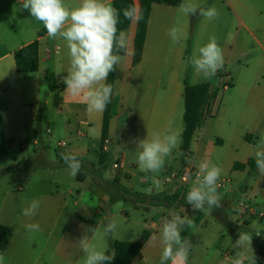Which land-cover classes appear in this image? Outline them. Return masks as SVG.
Masks as SVG:
<instances>
[{"label":"crops","instance_id":"crops-1","mask_svg":"<svg viewBox=\"0 0 264 264\" xmlns=\"http://www.w3.org/2000/svg\"><path fill=\"white\" fill-rule=\"evenodd\" d=\"M114 1L107 0L112 6ZM22 2L0 0V137L4 140H20L22 153L28 151L30 139L33 151L36 149L39 155L43 151L45 156L47 149H56L59 141H65L68 147L58 153L59 162L63 160L62 154L70 153L82 161V168L87 169L86 165L90 166L87 170H92V165L98 168L105 110L89 112L82 95L73 96L66 92L63 78L70 66L66 41L59 37L51 39L47 34L39 36L44 26L32 18L28 10L21 9ZM191 2L206 6L205 0ZM79 3L80 0H65L69 7H76ZM130 3L139 10V0H130ZM223 5H226L228 13L235 16L237 38L246 35L254 44L252 51L246 55L249 58L247 65L240 66L247 77L236 97L229 103H223L226 95L234 89L233 83L232 87L223 88V91L217 90L216 86H211L209 90L210 93L213 90L217 93L212 102L211 118L221 127L215 134L223 137L219 138L221 147L232 150L228 151L229 168L232 172H239L241 170H234V164L238 162L235 157L237 150H254L264 139V0H258L255 4L250 0H227ZM219 10L214 21L201 16L196 22L194 16L182 13L180 6L154 4L145 42L137 60V21H129V26L122 30L128 38L127 54L115 69L108 135L103 144L105 169H99V176L89 172L84 181H79L78 175L75 178L70 176L65 163L54 170L32 169L24 172L23 183L7 191L5 198L18 194L26 201L25 208L33 199L40 202V207L34 217L24 216L19 228L9 221L0 222L12 227L9 245L4 252H0L5 256V264H83L85 253L80 242L82 239L97 249L106 250L110 256L115 255L117 242L142 241L144 244L140 254L131 264H159L162 245L158 238L163 219L170 218V213L187 215L193 221L190 228L185 227L181 231V236L187 237L192 244L186 264H236L237 261L239 264H255L244 258V254H239L240 247L236 245L239 233L222 226L212 213L199 217V213L195 215L187 212L188 208L132 204L134 212L124 208L120 212L126 216L124 227L128 223L136 226L123 227L110 235L103 232V220H113L118 213V210L110 208L113 199L106 192V186L109 188L114 183L132 189V177L135 172H139L144 176L142 183L150 182L153 190V193L146 195L167 191L171 195L179 190L177 176L188 156L194 158L198 168L192 147L197 145L199 151L207 126L195 130L189 153L185 158L181 157L177 167L164 162L166 167L161 179L146 177L152 172L141 171L137 157L129 158L128 150L138 153L141 151L137 148L140 140H151L154 134L163 136L174 132L180 138L179 151L185 155L180 149L184 131L185 82L190 86L199 84L197 81L190 82L191 70L187 56L196 53V42H192L196 30L200 34L206 29L220 27L217 26L218 20H223L225 14ZM173 27L182 31L179 43H173L168 35ZM36 40L39 41L38 71L28 76L18 74L16 50ZM251 53H254L253 57ZM227 63L228 60H224L222 68L228 70ZM259 74L260 78L257 79L256 75ZM248 135L251 136L250 141L245 140ZM91 138L96 140L98 152L95 154L89 148ZM22 158V155L13 156L16 162ZM120 158L123 168L115 170L113 165ZM250 158L239 163L246 164ZM257 171L253 172L249 167L244 170L249 175ZM6 178L0 179V187ZM220 182L227 184L228 179ZM195 183L192 182L191 186ZM87 184L91 189L90 200L85 203L82 187ZM254 200L250 198L248 202H239V212H233V221L238 224L248 221L249 226L264 239V228L261 229L264 213L256 214L252 205ZM137 213L145 215L139 216ZM29 223H38L40 230L30 231L26 227ZM144 231L150 233L146 240L142 237ZM254 245H251L253 257L257 252V246ZM177 264L180 262L177 261Z\"/></svg>","mask_w":264,"mask_h":264},{"label":"clouds","instance_id":"clouds-1","mask_svg":"<svg viewBox=\"0 0 264 264\" xmlns=\"http://www.w3.org/2000/svg\"><path fill=\"white\" fill-rule=\"evenodd\" d=\"M22 10H28L35 20L43 24L51 39L57 37L66 41L69 54V69L63 78L67 86L66 92L73 96H83L87 102V110L103 111L110 103L113 87L105 83L109 74L120 65L128 49V38L125 32L118 31L120 11L107 0H80L76 7H69L65 0H23ZM185 15H197L208 21H214L218 16L217 9L204 8L191 0H185L180 5ZM123 16L130 21H138L141 16L135 5L123 10ZM168 35L173 43H179L182 31L178 27L170 29ZM189 63L194 71L203 79L213 78L224 65L222 48L215 37L199 48L198 55H193ZM180 143L179 136L170 132L161 136L154 134L151 140L147 138L138 142L141 151L137 155L139 169L143 172L159 173L164 166L165 158L170 156ZM258 172L264 175V139L254 153ZM69 175L75 178L82 168V161L73 154H62ZM196 183L187 192L185 200L194 210L221 207V197L217 192L218 180L222 169L207 161L198 164ZM40 202L33 199L28 207L23 209V215L32 218L36 215ZM193 221L187 215L170 213V218L163 219L159 242L162 245L159 264H186L192 246L187 237L181 236V231L190 228ZM30 231H39L38 223H29ZM118 225L114 220L109 221L104 228L105 235L117 231ZM259 235V233H256ZM154 240L157 237H153ZM85 258L83 264H111L114 256L106 254V250L97 249L81 241ZM252 235L240 232L236 241L238 247L251 248ZM0 264H5V256L0 253ZM239 264V261L236 262Z\"/></svg>","mask_w":264,"mask_h":264},{"label":"rangeland","instance_id":"rangeland-1","mask_svg":"<svg viewBox=\"0 0 264 264\" xmlns=\"http://www.w3.org/2000/svg\"><path fill=\"white\" fill-rule=\"evenodd\" d=\"M206 6L205 7H215L217 10H222L225 14V18L223 20H218L217 29H206L203 32L199 34L197 30L194 32L195 35L192 36V42H196V53L195 55H198L199 48L204 46L208 43L209 39L212 37H215L217 40L218 45L223 50L224 60H228L227 67L228 70L224 67L221 70L223 71H217L216 75L210 79H203L200 75H198L192 65H190L191 70V78L190 82L203 84L208 83L209 84V90L211 86H216L217 90H222L223 88L228 87L229 85L234 84V89L230 91L229 95H226L223 103H229L231 102L237 95L238 90L241 88L242 83L244 84L245 78L247 77L246 74H244L242 67L243 65H247L246 61L249 59L247 55L248 51H252L253 47V40L250 39V37H239L237 38V33L234 28V14L228 13V10L226 9V5H223V2H226L227 0H205ZM252 4H255V2L258 0H250ZM209 5V6H208ZM219 10V11H220ZM264 15V14H263ZM194 20L197 22L201 16L199 14L193 15ZM193 32V27H192ZM194 55L188 54L187 60L189 61L190 58ZM252 57L254 53L250 54ZM187 61V62H188ZM231 73V74H230ZM260 73V72H259ZM256 78H260V74L256 75ZM218 80V82H216ZM212 92H216L213 90ZM204 110V107H203ZM207 118L204 127L207 126V129L205 130V133L203 134L202 143H200L199 151L197 150V145H193L192 152L196 157V162L199 164L201 161H207L210 166L215 165L222 169V174L218 180L223 181L224 179H228L227 184L220 182L221 185H218L217 192L219 196L221 197V208H223V212L226 213L227 218L234 222V214L233 212H239L238 203L241 201H247L252 198L254 202L252 203L254 209L256 210V214L260 215L264 213V175H261L258 171L253 175H249L247 172L239 171V172H232V170L229 168V153L228 151L231 150L228 147H221L219 144V138H222L221 136H216L215 133L220 131V125H217L212 117ZM217 125V126H216ZM183 126V123H182ZM89 148L91 153L95 154L98 152V149L96 148V140L94 138L90 139ZM218 142V143H217ZM29 148L27 152L22 153L21 150V143L20 140L16 139H8L6 138L1 139L0 137V171L7 168V166H12L13 170L11 172H8L5 174L7 178L5 181H3V185L0 187V222L9 221L10 223L16 224V227H20V221L21 219H24V215L22 210L25 209L26 201L22 199V197L18 194L16 195H8L5 198V194L7 191L12 189L13 187H17V184L23 183L24 181V172L30 171L32 169L34 170H54L55 165L59 162V154L61 153L59 149H55L54 147H51L50 149L46 150V156L44 155L43 151L41 154H36L33 151V144L30 139H28ZM254 150L246 149V150H237L236 159L238 162L247 161L248 158L252 157L255 158V151ZM232 151V150H231ZM14 155H22V159L19 162L14 161L13 156ZM129 158H136L138 153L137 152H130L128 150ZM187 154L181 155L179 148H176L173 150L172 154L165 158V163L169 166L177 167L178 162L181 161L182 158H185ZM94 157V155H93ZM182 157V158H181ZM112 160H110V163ZM165 164L160 170L159 173H152L151 175H148L146 177L153 179H161L163 177V171L165 170ZM87 169H90L89 165H86ZM105 173V172H104ZM4 177V176H3ZM142 176L139 172H135V174L132 177V189L127 187H119V190L116 187H109L107 188L106 192L108 195H110L113 199V204L110 206V208H114V211L118 210V213L113 219L117 225V231L122 229L124 227V219L126 216L124 213H121V209H127L130 212H134L132 208V204H134L135 197H130L128 194L132 193H153V190L150 188V182H147L146 184L142 183ZM92 178V177H91ZM155 186H158V184L152 183ZM115 186V185H114ZM115 188L117 192H120L122 196H124L126 199H118L115 197ZM83 193H84V201L85 203L90 200L89 198V185H85L82 187ZM98 191V190H97ZM167 194L170 192L167 191ZM134 196V195H133ZM117 208V209H116ZM182 208H188L187 212H191L193 214H198L199 217L203 216L205 214L212 213L210 209L207 207L204 209V211L201 210H194L190 207H182ZM248 211V209H246ZM250 213V212H249ZM139 216H141L143 213H137ZM145 215V214H143ZM214 216L213 218L220 223L222 226H224L212 213ZM134 218V217H133ZM103 220V219H102ZM104 226L109 223V220H103ZM127 227L129 226H136L135 224L129 225L126 224ZM226 227V226H225ZM264 228V222L261 227V229ZM239 233V232H238ZM263 233V232H262ZM264 237V234H262ZM228 241H226L227 245ZM253 246V243H251ZM255 246V245H254ZM240 255L244 254V258H248L249 261H254V257L252 256V250L247 248L246 246L241 248L239 251ZM246 258V259H247Z\"/></svg>","mask_w":264,"mask_h":264},{"label":"trees","instance_id":"trees-1","mask_svg":"<svg viewBox=\"0 0 264 264\" xmlns=\"http://www.w3.org/2000/svg\"><path fill=\"white\" fill-rule=\"evenodd\" d=\"M183 0H139L140 8L139 14L141 18L137 21V31L135 38V48L137 51V58L142 51V47L145 42L149 16L154 4H164L168 6H180ZM131 6L130 0H115L114 6L120 11L119 23L117 25L118 31H122L129 26V21L124 18L123 10ZM47 34L45 28L39 31L38 35L43 36ZM15 62H16V71L18 74L30 75L35 73L39 69V41L36 40L22 48L16 50L15 52ZM115 70L112 71L108 78L107 84H111L113 87L114 83ZM232 87V85H229ZM217 93L209 91V84L203 83L195 86H190L185 82V113H184V131L182 134V144L181 152L184 154L189 153L190 142L193 137V134L196 129L203 127L206 119L204 118L203 107L209 102L214 101ZM112 102V95L110 103L107 105L104 114V124L102 132V147L100 152L99 167L96 168V165H92V170H87L81 168L80 173L78 174V180L84 181L88 176L89 172L99 176L101 173L99 169H105L106 163V154L103 150V144L105 143L108 135V126L110 120V108ZM41 112V109H40ZM39 120V116H38ZM245 140L250 141L251 136H245ZM189 155V154H188ZM64 164V161L61 160L55 166L59 167ZM55 167V168H56ZM246 167H249L251 171H256L255 160L250 158L246 164L235 163L234 170L244 171ZM12 168H6L0 171V179L5 176L8 172H11ZM115 185V186H114ZM111 187H116L119 190L117 184L111 183ZM108 186L105 187L107 189ZM115 188V198L126 199L124 196L117 192ZM189 188H181L177 190L174 194L160 193L157 195H146L143 193H130L128 194L131 198L135 197L134 204H145L148 207H165L172 209H180L182 207H192L185 200L186 194L189 191ZM134 195V196H133ZM211 212L215 217L227 228L235 230L237 232H246L252 235V242L257 246V252L254 256L255 264H264V239L257 235L256 231L249 226L248 221H244L242 224H238L230 221L226 213L223 212V208H213ZM150 233L148 231L143 232V239H148ZM12 236V227L0 224V252H4L9 245L10 238ZM144 242H135V243H123L117 242L115 244V255L111 264H131L132 261L140 254V249L143 247ZM109 255V253H106ZM110 256V255H109Z\"/></svg>","mask_w":264,"mask_h":264},{"label":"built area","instance_id":"built-area-1","mask_svg":"<svg viewBox=\"0 0 264 264\" xmlns=\"http://www.w3.org/2000/svg\"><path fill=\"white\" fill-rule=\"evenodd\" d=\"M212 100L209 101L204 106V118L207 119L212 116ZM68 147V143L65 141H59L56 145V148L60 151L64 150ZM113 168L115 170L123 168V161L122 158H120L114 165ZM199 169L195 166L194 158L192 156H188L185 159V162L182 166V169L180 170L178 176H177V186L179 189L181 188H189L191 189V183L196 182V177L198 174ZM218 185H221V183H218Z\"/></svg>","mask_w":264,"mask_h":264}]
</instances>
